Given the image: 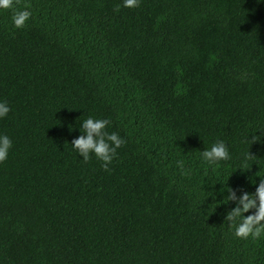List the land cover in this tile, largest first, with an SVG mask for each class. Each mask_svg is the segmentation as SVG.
Listing matches in <instances>:
<instances>
[{
  "label": "trees",
  "instance_id": "16d2710c",
  "mask_svg": "<svg viewBox=\"0 0 264 264\" xmlns=\"http://www.w3.org/2000/svg\"><path fill=\"white\" fill-rule=\"evenodd\" d=\"M0 102V264H264L225 219L264 179V0H20ZM89 117L126 140L110 171L71 144Z\"/></svg>",
  "mask_w": 264,
  "mask_h": 264
},
{
  "label": "clouds",
  "instance_id": "9594fccd",
  "mask_svg": "<svg viewBox=\"0 0 264 264\" xmlns=\"http://www.w3.org/2000/svg\"><path fill=\"white\" fill-rule=\"evenodd\" d=\"M19 3L20 0H0V9L12 10ZM139 6L140 0H124V7L138 8ZM29 7V5H25V10L14 11L12 20L15 28L23 29L27 26V22L32 16V13L27 10ZM115 10L119 11V6ZM10 111L11 109L6 102H0V118L7 117ZM110 123L108 119L89 117L82 123L81 131L84 134L71 142L73 148L79 152L85 163L91 159L92 154H95L96 158L103 162L102 167L105 171H110L109 165L117 156V149L126 144V140L118 133H109L106 130ZM259 137L253 135L250 143L253 144L259 141ZM12 146L13 142L7 135H0V163L7 160ZM202 157L206 162L213 165L231 158L228 147L223 141L216 142L210 150H204ZM253 157L255 156L251 152L245 154V160ZM178 166L187 174L183 161H178ZM227 193V200L236 203V207L229 211L225 217L230 226L235 227L234 235L243 240L261 238L264 235V179H261L254 194L243 192L238 197L236 191L230 187ZM251 210H254L253 214L245 215Z\"/></svg>",
  "mask_w": 264,
  "mask_h": 264
}]
</instances>
